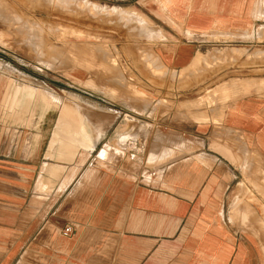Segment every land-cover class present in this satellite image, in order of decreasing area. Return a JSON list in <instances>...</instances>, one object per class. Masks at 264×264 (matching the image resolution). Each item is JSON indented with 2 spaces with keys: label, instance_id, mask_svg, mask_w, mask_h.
Instances as JSON below:
<instances>
[{
  "label": "crops",
  "instance_id": "obj_1",
  "mask_svg": "<svg viewBox=\"0 0 264 264\" xmlns=\"http://www.w3.org/2000/svg\"><path fill=\"white\" fill-rule=\"evenodd\" d=\"M155 5L163 33L144 41L166 74L133 68L145 97L114 95L102 119L79 114L72 81L0 67V264H264V0ZM232 48L260 73L210 84L226 91L210 103L178 89L162 112L169 75Z\"/></svg>",
  "mask_w": 264,
  "mask_h": 264
},
{
  "label": "rangeland",
  "instance_id": "obj_2",
  "mask_svg": "<svg viewBox=\"0 0 264 264\" xmlns=\"http://www.w3.org/2000/svg\"><path fill=\"white\" fill-rule=\"evenodd\" d=\"M48 1L0 0V67H19L25 73V81L45 88L50 83L53 88L62 89L72 81L73 104L89 120L102 119L106 111L112 110L114 95L117 101H127L131 95L145 97L139 79L142 75L132 74L133 68L147 67L153 76L148 81L156 86L155 78L165 76L166 72L158 67L144 41L150 44L161 39L147 35L151 30L163 31L144 10L162 0H90L103 7L100 11L81 9L75 4L63 7ZM110 6L126 12L120 10L118 14L116 10L110 11ZM127 10L130 17L129 14L126 17ZM131 44L133 53H130ZM241 53L242 50L232 48L228 60L225 53L221 57L199 56L197 62H203L199 69L193 66L180 73L178 80L169 75L167 95L158 100L162 112L180 108L171 101L178 89L185 99L204 92L199 103H210L212 99L226 97L224 89L207 91L210 84L260 73L249 56L241 60ZM220 58L224 60L218 64L216 60ZM120 108L127 110V106ZM65 114L70 116L73 128H83L78 113L69 106L66 109L63 103L60 121Z\"/></svg>",
  "mask_w": 264,
  "mask_h": 264
},
{
  "label": "bare ground",
  "instance_id": "obj_3",
  "mask_svg": "<svg viewBox=\"0 0 264 264\" xmlns=\"http://www.w3.org/2000/svg\"><path fill=\"white\" fill-rule=\"evenodd\" d=\"M50 1L53 2L54 4H55V3H56V4L58 3V5L61 4L60 6H62V4H63V7H66V6H69V7H70L72 4H75V6L77 5L78 8H81V9H87V10H88V9H93V10H99V11H100V9L103 8L102 6H100V5L97 6L96 3H94V2H90V1H87V0H78V1H76V0H49L48 2H50ZM73 1H75V2L72 3ZM72 6H73V5H72ZM99 8H100V9H99ZM104 9H105V8H104ZM109 10H110V11H115V10H116V11H117V12L115 11L116 13H118V12L121 13V11H122V10H121V11H120V10L118 11L115 7H114V8H109ZM109 10H108V12H109ZM90 11H92V10H90ZM90 11H89V12H90ZM99 11H98V12H99ZM104 11H105V10H104ZM123 11L126 12V10H123ZM108 12L106 11L105 13H108ZM111 13L113 14V12H111ZM118 14H119V13H118ZM127 14H129V13H128V10H127V13H126V17H127ZM110 15H111V14H110ZM114 15H115V14H114ZM130 15H131V14H129L128 17H130ZM116 16H117V14H116ZM120 16H121V15H120ZM126 17H125V18H126ZM253 169H254V168H253ZM257 171H258V170H257ZM261 177H262V176H261ZM257 186H258V185H257ZM256 188H257V187H256ZM259 188H260V187H259ZM261 188H262V187H261ZM262 195H263V194H262ZM235 198H236V196H235ZM237 198H238V197H237ZM235 202H236V201H235ZM232 206H233V205H232ZM235 208H236V207H235ZM235 208H234V209H235ZM261 210H263V209H261ZM263 212H264V211H263ZM254 217H255V216H254ZM256 218H257V217H256ZM256 218H255V219H256ZM257 226H259V225H257ZM260 226H261V225H260ZM261 232H262V230H261ZM261 242H262V241H261ZM263 242H264V241H263Z\"/></svg>",
  "mask_w": 264,
  "mask_h": 264
},
{
  "label": "built area",
  "instance_id": "obj_4",
  "mask_svg": "<svg viewBox=\"0 0 264 264\" xmlns=\"http://www.w3.org/2000/svg\"><path fill=\"white\" fill-rule=\"evenodd\" d=\"M151 174H153V173H151ZM151 174H150V175H151ZM69 230H70V227L67 226V227L64 228L63 233H64V234H67V233L69 232Z\"/></svg>",
  "mask_w": 264,
  "mask_h": 264
}]
</instances>
